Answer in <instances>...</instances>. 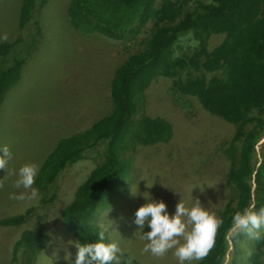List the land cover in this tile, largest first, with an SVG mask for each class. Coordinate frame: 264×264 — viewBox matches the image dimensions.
<instances>
[{
  "label": "rangeland",
  "instance_id": "rangeland-1",
  "mask_svg": "<svg viewBox=\"0 0 264 264\" xmlns=\"http://www.w3.org/2000/svg\"><path fill=\"white\" fill-rule=\"evenodd\" d=\"M70 2L35 0L29 17L21 23V0H0V44H9L6 52H0V65L11 66L20 60L19 77L6 88L0 102V145H6L12 154L7 170H0V218L17 214L25 218L21 225H0V264H9L14 258L16 264H75L78 249L70 241L77 239L61 212L90 170L102 161L103 142L84 150L78 161L63 168L52 201H41L42 193L35 185L36 199H13L21 193L27 197L31 191L15 187L19 169L29 163L40 167L59 138L81 132L111 111L114 71L130 54L146 47L153 27L151 20L136 24L122 39L98 31L82 33L69 18ZM158 2L154 0L153 6ZM223 38V33H211L206 37L207 50ZM196 44L191 32L180 36L173 56L190 55ZM201 74L208 79L221 72L189 68L173 77L156 75L136 96L133 122L144 116L162 118L170 123L172 136L166 142L145 145L131 138L126 141L125 154L132 170L124 175L125 192H113L117 197H110L92 219L100 230L101 225L107 228L106 239L117 242L122 255H131L139 264H180L175 249L163 257L144 251L149 243L144 233L151 229L147 223L139 229L135 212L148 202L145 195L165 201L172 215L179 202L191 208L199 201L219 216L225 204L236 198L228 177L239 153L235 125L204 110L194 95L180 88L188 75ZM253 115L264 120V113ZM256 156L258 164L264 162V136L257 142ZM36 229L48 236L42 250L16 249L22 231ZM259 236L254 239L230 231L224 264H264V226Z\"/></svg>",
  "mask_w": 264,
  "mask_h": 264
},
{
  "label": "trees",
  "instance_id": "trees-1",
  "mask_svg": "<svg viewBox=\"0 0 264 264\" xmlns=\"http://www.w3.org/2000/svg\"><path fill=\"white\" fill-rule=\"evenodd\" d=\"M193 3L186 7V3ZM71 0L69 18L82 33L100 32L122 39L136 24L152 21L146 47L130 54L116 67L110 83L111 111L81 132L58 139L39 167L34 185L41 201H52L57 176L68 164L80 159L84 150L103 142L102 161L90 170L73 198L64 206L61 217L79 243L94 242L100 229L92 224L96 210L105 205L113 192L124 193V175L132 170L126 156V141L140 144L166 142L172 136L170 123L159 117H142L133 122L136 96L156 75L173 77L184 69L221 72L208 79L188 75L180 83L184 93L194 95L204 110L235 125L239 140L237 160L228 177L235 188L234 203L219 212L222 224L214 247L196 264H224L229 248V233L237 212L254 205L264 208V162L258 164L257 142L264 136V0ZM35 0H21L20 21L30 15ZM191 32L197 44L190 55L173 56L180 36ZM223 33V40L207 50L206 37ZM9 44L2 42L0 52ZM6 52V51H5ZM1 56V55H0ZM20 60L11 66L0 65V102L2 94L18 79ZM8 87V88H7ZM7 88V89H6ZM57 182V181H56ZM51 188V189H50ZM114 196V197H113ZM110 199V200H112ZM109 200V201H110ZM22 214L0 218V225H21ZM48 240L43 231H22L15 247L33 252L42 250ZM15 258L9 264L14 263ZM121 264H139L128 254Z\"/></svg>",
  "mask_w": 264,
  "mask_h": 264
},
{
  "label": "clouds",
  "instance_id": "clouds-1",
  "mask_svg": "<svg viewBox=\"0 0 264 264\" xmlns=\"http://www.w3.org/2000/svg\"><path fill=\"white\" fill-rule=\"evenodd\" d=\"M12 154L6 145H0V170H7ZM39 166L35 163L23 165L19 169V179L15 187L31 190L25 196H13V199H36L38 190L33 188ZM152 185L148 184L150 188ZM2 187V185H0ZM133 194H136L133 192ZM140 206L135 212V224L143 229L145 224L150 231L144 233L146 244L144 251L151 252L153 256L163 257L169 250L175 249V256L180 264L185 261L201 260L207 257L214 247L215 237L222 220L210 209L203 207L199 201L188 208L183 202L176 206L175 214L168 212L167 204L163 200L150 199ZM264 226V208L259 212L254 210V205L237 212L233 217L231 233H246L251 238L259 239V229ZM98 238L94 242L74 243L78 249L75 264H121L122 250L115 241H108L105 236L107 228L101 225ZM181 238L183 243H181ZM66 259L71 260L69 256ZM130 264V261H129Z\"/></svg>",
  "mask_w": 264,
  "mask_h": 264
}]
</instances>
